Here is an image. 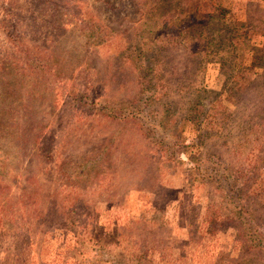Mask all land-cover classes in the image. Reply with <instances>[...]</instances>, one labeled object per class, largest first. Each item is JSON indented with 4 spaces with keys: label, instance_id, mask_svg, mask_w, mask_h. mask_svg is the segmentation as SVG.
<instances>
[{
    "label": "rangeland",
    "instance_id": "1",
    "mask_svg": "<svg viewBox=\"0 0 264 264\" xmlns=\"http://www.w3.org/2000/svg\"><path fill=\"white\" fill-rule=\"evenodd\" d=\"M264 0H0V264H264Z\"/></svg>",
    "mask_w": 264,
    "mask_h": 264
},
{
    "label": "trees",
    "instance_id": "2",
    "mask_svg": "<svg viewBox=\"0 0 264 264\" xmlns=\"http://www.w3.org/2000/svg\"><path fill=\"white\" fill-rule=\"evenodd\" d=\"M257 70L259 69L260 71H264V68L263 67H258V66H254ZM5 132L3 131V132H1V134H0V140L1 139H5Z\"/></svg>",
    "mask_w": 264,
    "mask_h": 264
}]
</instances>
